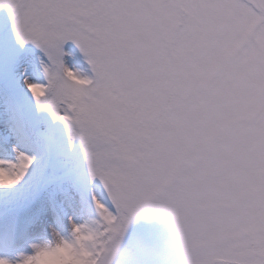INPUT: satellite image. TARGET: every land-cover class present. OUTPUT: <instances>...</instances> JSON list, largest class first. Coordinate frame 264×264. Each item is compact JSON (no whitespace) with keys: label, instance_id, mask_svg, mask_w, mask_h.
<instances>
[{"label":"snow or ice","instance_id":"obj_1","mask_svg":"<svg viewBox=\"0 0 264 264\" xmlns=\"http://www.w3.org/2000/svg\"><path fill=\"white\" fill-rule=\"evenodd\" d=\"M0 264H264V0H0Z\"/></svg>","mask_w":264,"mask_h":264},{"label":"rangeland","instance_id":"obj_2","mask_svg":"<svg viewBox=\"0 0 264 264\" xmlns=\"http://www.w3.org/2000/svg\"><path fill=\"white\" fill-rule=\"evenodd\" d=\"M132 232L143 235H157L160 237H170V228L166 220H162L159 216L151 218L141 216L132 225Z\"/></svg>","mask_w":264,"mask_h":264}]
</instances>
